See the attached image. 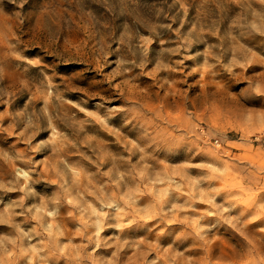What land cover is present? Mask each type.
I'll use <instances>...</instances> for the list:
<instances>
[{"label": "rangeland", "instance_id": "1", "mask_svg": "<svg viewBox=\"0 0 264 264\" xmlns=\"http://www.w3.org/2000/svg\"><path fill=\"white\" fill-rule=\"evenodd\" d=\"M0 264H264V0H0Z\"/></svg>", "mask_w": 264, "mask_h": 264}]
</instances>
